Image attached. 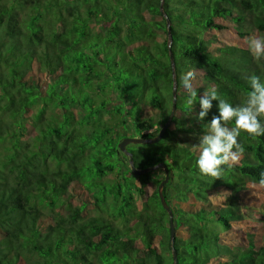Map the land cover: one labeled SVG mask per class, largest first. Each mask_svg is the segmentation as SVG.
Wrapping results in <instances>:
<instances>
[{"label": "trees", "instance_id": "trees-1", "mask_svg": "<svg viewBox=\"0 0 264 264\" xmlns=\"http://www.w3.org/2000/svg\"><path fill=\"white\" fill-rule=\"evenodd\" d=\"M251 28L264 34V0H0V264H264V241L237 231L264 136L241 132L240 160L201 175L216 102L197 120L179 83L193 72L198 96L211 85L238 104L264 59L224 35ZM174 99L162 139L127 147L169 170L172 240L164 168L133 174L118 143L129 123L157 136Z\"/></svg>", "mask_w": 264, "mask_h": 264}, {"label": "clouds", "instance_id": "clouds-1", "mask_svg": "<svg viewBox=\"0 0 264 264\" xmlns=\"http://www.w3.org/2000/svg\"><path fill=\"white\" fill-rule=\"evenodd\" d=\"M246 44L254 60L264 59V35H249ZM247 79L249 90L234 105L222 99L215 86H208L198 96L197 88L193 85V72L182 73L179 78L189 109L198 101L200 110L196 113L197 120L203 121L213 108V101L216 102L217 112L207 121L195 145L198 150L196 167L201 175L221 177L223 166L231 168L240 160L244 152L243 145L238 141L241 132L253 138L264 136V80L255 74ZM228 122H234V126L228 127ZM259 184L264 186V173H261Z\"/></svg>", "mask_w": 264, "mask_h": 264}, {"label": "rangeland", "instance_id": "rangeland-1", "mask_svg": "<svg viewBox=\"0 0 264 264\" xmlns=\"http://www.w3.org/2000/svg\"><path fill=\"white\" fill-rule=\"evenodd\" d=\"M249 35H264L259 33L256 29H248V32L244 35H238L235 32H229L224 35V37L232 42H239L240 44L247 47L246 40ZM196 85V84H195ZM148 112L153 116L155 119H160L161 114L156 111L154 108L149 107ZM121 128V133L125 136H132L131 132H134L133 125L128 124L127 127ZM200 133V126L196 127ZM202 134V133H201ZM124 136V137H125ZM134 136H140L138 134ZM130 145V144H129ZM128 145V146H129ZM245 201L247 202V206L249 207L246 211L245 218L243 222L237 226V231H241L243 233H251L254 237L257 238L258 242L264 241V231H263V224H264V186L251 184L250 187L246 190V194L244 196ZM93 213V212H92ZM235 233H231V237L234 238ZM239 234V232H238Z\"/></svg>", "mask_w": 264, "mask_h": 264}, {"label": "water", "instance_id": "water-1", "mask_svg": "<svg viewBox=\"0 0 264 264\" xmlns=\"http://www.w3.org/2000/svg\"><path fill=\"white\" fill-rule=\"evenodd\" d=\"M168 24H170L169 21H168ZM169 40H170V44H171L173 41V37H172L171 33H169ZM171 61H172V66L174 68L175 67V60H174V56L172 53H171ZM175 94H176V86H174V95ZM175 112H176V99H174L173 109L171 111V114H170L168 120L166 121L165 125L162 127L160 132L157 134V136L152 137V138H146L143 136H125L118 143L119 151H123L129 156V163H130L133 174L141 175L145 172L153 171V170L158 169L160 167L164 168L165 178L161 181L158 189H159V195L161 198V202H162L164 208L169 212L170 217H171V238H172V240H174V236H175V224L176 223L173 222V219H172L173 218V211H172L170 205L168 204L167 199L164 195V187L170 179L169 170L166 167V165L162 162L157 164V165H154V166H150V167H146V168H142V169L138 168L134 163L133 153L131 151H129L127 147L129 144H145V143H155V142L160 141L162 139L163 135L165 134L166 130L169 128ZM174 255H176V252H174Z\"/></svg>", "mask_w": 264, "mask_h": 264}]
</instances>
